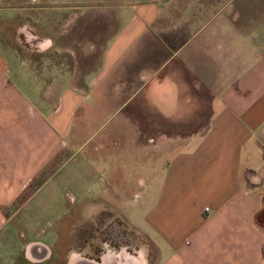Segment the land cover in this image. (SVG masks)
<instances>
[{"label":"crops","instance_id":"0c3cea01","mask_svg":"<svg viewBox=\"0 0 264 264\" xmlns=\"http://www.w3.org/2000/svg\"><path fill=\"white\" fill-rule=\"evenodd\" d=\"M63 2L57 50L72 63L43 94L0 47V264H152L141 245L61 258L14 217L90 141L71 143L79 132L104 128L92 156L106 147L107 181L88 189L112 195L92 212L123 215L155 264H264V167L241 169L264 160V0Z\"/></svg>","mask_w":264,"mask_h":264},{"label":"rangeland","instance_id":"374dc122","mask_svg":"<svg viewBox=\"0 0 264 264\" xmlns=\"http://www.w3.org/2000/svg\"><path fill=\"white\" fill-rule=\"evenodd\" d=\"M63 1L65 0H3L1 3L0 47L9 66L13 58L18 62L19 74L24 78L30 76L31 82L34 81L31 84L22 81L19 83L20 87L22 89L31 87L33 91L40 88V92L36 91L34 95L47 91L50 80L59 76L64 78L72 63L71 59L57 50L59 26L64 23L59 18L60 10H64L63 6L66 5ZM135 1L132 0L130 4L133 5ZM67 5H69L67 8L74 6L71 3ZM69 22L71 21H68V26L71 24ZM118 26L117 22L116 27ZM44 34L54 37L53 46L48 51L37 47L38 38ZM34 101L40 102V98L37 97ZM93 133L88 130L81 131L74 137L71 142L73 144L84 140L85 137L90 141L67 157L68 160L63 164L58 178L52 179L46 188L31 200L28 211L15 212L14 217L19 216L18 220L26 223L24 228L28 238L48 242L51 248H56L61 258L66 251L68 253L81 251L83 257H96L118 248L132 250L141 245L148 248L150 255L156 260L158 251L155 243L129 227L123 215L107 210L92 212L91 208L98 200L100 203L105 202L112 195L109 194L108 197L107 194H97L94 190L88 189L91 184L104 185L107 181L103 171L106 147L103 148V153L99 156L97 154L98 161L93 159L92 148L95 140L107 139L108 130L104 128L91 136ZM178 133L183 135L186 132ZM111 134L115 138H125L131 136L133 132L121 130ZM259 156L254 155L249 158L251 162L245 160L243 156L241 169L261 171L264 160ZM59 182L62 187L58 186ZM108 191L113 192L115 197L125 200H134L135 197L132 193L116 194L117 189ZM26 196L27 191L20 195L10 210H14ZM62 207L65 208L61 210ZM11 211L8 213L12 214ZM138 215L132 213L130 224L143 230L144 223ZM154 260L151 259L152 264L156 263ZM62 262L63 259L55 260V263Z\"/></svg>","mask_w":264,"mask_h":264}]
</instances>
